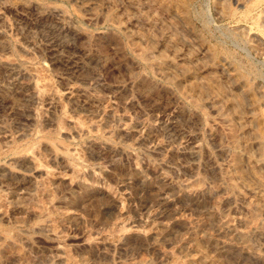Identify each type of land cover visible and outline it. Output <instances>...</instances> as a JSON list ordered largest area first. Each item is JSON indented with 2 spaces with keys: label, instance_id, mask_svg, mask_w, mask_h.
<instances>
[{
  "label": "rangeland",
  "instance_id": "rangeland-1",
  "mask_svg": "<svg viewBox=\"0 0 264 264\" xmlns=\"http://www.w3.org/2000/svg\"><path fill=\"white\" fill-rule=\"evenodd\" d=\"M56 263L264 264V0H0V264Z\"/></svg>",
  "mask_w": 264,
  "mask_h": 264
},
{
  "label": "bare ground",
  "instance_id": "bare-ground-1",
  "mask_svg": "<svg viewBox=\"0 0 264 264\" xmlns=\"http://www.w3.org/2000/svg\"><path fill=\"white\" fill-rule=\"evenodd\" d=\"M142 20H143V18H142ZM179 55V54H178ZM181 56H182V54H181ZM57 264V263H56Z\"/></svg>",
  "mask_w": 264,
  "mask_h": 264
}]
</instances>
